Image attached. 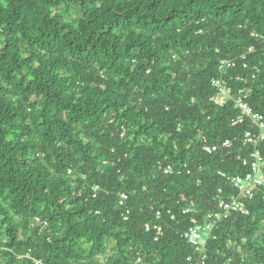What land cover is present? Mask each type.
<instances>
[{
	"label": "trees",
	"instance_id": "16d2710c",
	"mask_svg": "<svg viewBox=\"0 0 264 264\" xmlns=\"http://www.w3.org/2000/svg\"><path fill=\"white\" fill-rule=\"evenodd\" d=\"M255 33L264 0H0V264H189L220 172H249L255 125L211 100L220 62L254 47L226 77L264 115ZM250 210L215 228L206 264H264L259 194Z\"/></svg>",
	"mask_w": 264,
	"mask_h": 264
},
{
	"label": "built area",
	"instance_id": "2783aa9c",
	"mask_svg": "<svg viewBox=\"0 0 264 264\" xmlns=\"http://www.w3.org/2000/svg\"><path fill=\"white\" fill-rule=\"evenodd\" d=\"M257 39H262L259 34L253 35ZM264 41V39H262ZM255 51V48H251L249 52L236 59H229L221 61L219 64V76L212 80V87L216 91V96L212 98V102L217 107H225L229 103H233L239 110L238 116H236L232 124L239 126L246 120H249L256 127L254 132L250 131L244 135V142L246 145L253 148V153L250 160L244 161V165L249 167V172L245 176L229 175L220 172L221 178L227 181L229 191L219 190L216 193L217 209L207 214L203 221L198 222L196 219L192 220V225L184 233V239L187 243L194 248L195 255L188 258L189 264H206L207 252L206 244L215 228L223 221L229 220L234 215L249 216L251 213V202L259 194L264 201V154L261 148L264 144V115L255 112L253 108L245 101L244 94L246 89H235L234 85L226 77L227 72L243 66V69H249L248 57ZM260 64V63H259ZM259 66L256 65L253 69L252 79L257 78L259 73ZM239 82H243L244 78H239ZM231 146L230 141L224 142L222 145H204V151L212 155L219 151L221 148H229ZM159 171L164 174H172L175 169L173 166H165L162 163H158ZM70 175L72 171L68 172ZM178 171V174H181ZM99 188L97 187L95 191ZM128 201L126 194L121 195L120 204L125 206ZM130 211L127 210V214ZM197 213L194 203L186 206L184 209L185 215H194ZM127 220V218H126ZM39 222V220H37ZM146 230L150 231L151 226L146 225ZM157 231L156 241L163 235V228L156 227ZM203 235L204 238H203ZM104 258H107L103 255ZM35 264H43L40 261H35ZM86 264H108L107 261L99 262L92 261Z\"/></svg>",
	"mask_w": 264,
	"mask_h": 264
},
{
	"label": "rangeland",
	"instance_id": "374dc122",
	"mask_svg": "<svg viewBox=\"0 0 264 264\" xmlns=\"http://www.w3.org/2000/svg\"><path fill=\"white\" fill-rule=\"evenodd\" d=\"M205 235H203V238H204Z\"/></svg>",
	"mask_w": 264,
	"mask_h": 264
}]
</instances>
